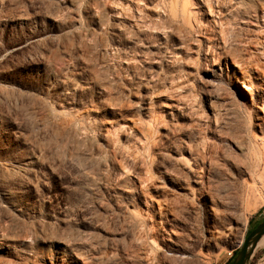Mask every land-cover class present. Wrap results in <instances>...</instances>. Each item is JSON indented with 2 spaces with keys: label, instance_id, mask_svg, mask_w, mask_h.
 I'll return each instance as SVG.
<instances>
[{
  "label": "rangeland",
  "instance_id": "374dc122",
  "mask_svg": "<svg viewBox=\"0 0 264 264\" xmlns=\"http://www.w3.org/2000/svg\"><path fill=\"white\" fill-rule=\"evenodd\" d=\"M263 217L264 0H0V264H226Z\"/></svg>",
  "mask_w": 264,
  "mask_h": 264
},
{
  "label": "water",
  "instance_id": "95a60500",
  "mask_svg": "<svg viewBox=\"0 0 264 264\" xmlns=\"http://www.w3.org/2000/svg\"><path fill=\"white\" fill-rule=\"evenodd\" d=\"M256 227H251V231L246 238L230 264H251L256 251L259 246V242L264 236V217L257 222Z\"/></svg>",
  "mask_w": 264,
  "mask_h": 264
},
{
  "label": "bare ground",
  "instance_id": "6f19581e",
  "mask_svg": "<svg viewBox=\"0 0 264 264\" xmlns=\"http://www.w3.org/2000/svg\"><path fill=\"white\" fill-rule=\"evenodd\" d=\"M199 179H200V178H199ZM200 181H201V180H200ZM202 181H203V180H202ZM242 243H243V241L241 242V245H242ZM259 245H264V236H263L262 239L260 240ZM171 250L173 251L172 253H176V252L181 253V254H179V255H180V257H182V258L190 257V256L188 255V249L185 248V247L181 248V247H177V246H176V247H175V246H172Z\"/></svg>",
  "mask_w": 264,
  "mask_h": 264
},
{
  "label": "trees",
  "instance_id": "16d2710c",
  "mask_svg": "<svg viewBox=\"0 0 264 264\" xmlns=\"http://www.w3.org/2000/svg\"><path fill=\"white\" fill-rule=\"evenodd\" d=\"M250 231H251V229L248 230L247 235L249 234ZM238 251H239V249L236 250V251L233 253V255L231 256V258L228 260V262H227L226 264H230V263L232 262V260L234 259V257L237 255Z\"/></svg>",
  "mask_w": 264,
  "mask_h": 264
},
{
  "label": "crops",
  "instance_id": "0c3cea01",
  "mask_svg": "<svg viewBox=\"0 0 264 264\" xmlns=\"http://www.w3.org/2000/svg\"><path fill=\"white\" fill-rule=\"evenodd\" d=\"M242 241H243V240H242ZM242 241H241V242H242ZM234 249H235V248H233V249L231 250V254H229V256H228V258H227V261H228V260L231 258V256L233 255L232 253H233ZM259 249H260V248L257 249L256 254H257V252L259 251ZM256 254H255V255H256Z\"/></svg>",
  "mask_w": 264,
  "mask_h": 264
}]
</instances>
